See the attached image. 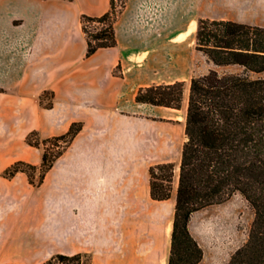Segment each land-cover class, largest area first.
<instances>
[{"label":"crops","instance_id":"0c3cea01","mask_svg":"<svg viewBox=\"0 0 264 264\" xmlns=\"http://www.w3.org/2000/svg\"><path fill=\"white\" fill-rule=\"evenodd\" d=\"M110 8V0H0V264H41L57 253L168 264L178 177L172 198L158 201L149 170L179 166L186 118L138 103L137 92L163 84L146 78L153 69L200 59L194 41L178 39L190 21L264 27V0H128L118 44L88 57L81 17ZM75 122L82 131L41 187L23 172L5 177L18 161L42 162L43 150L26 143L32 131L59 136Z\"/></svg>","mask_w":264,"mask_h":264},{"label":"trees","instance_id":"16d2710c","mask_svg":"<svg viewBox=\"0 0 264 264\" xmlns=\"http://www.w3.org/2000/svg\"><path fill=\"white\" fill-rule=\"evenodd\" d=\"M128 0H110L99 17L83 14L82 30L90 57L118 44L115 24ZM197 25V23H196ZM196 50L217 67L239 66L241 72L193 76L186 113V139L179 166L160 163L150 167L154 200L172 198L178 177L176 211L168 264H199L204 250L190 231L193 213L241 194L255 212L248 241L228 264H264V27L231 20H198ZM185 82L141 87L138 103L181 110ZM75 122L68 132L43 140L32 131L27 143L44 150L41 166L18 161L6 169L7 178L23 172L30 184L41 187L48 172L83 129ZM39 171V176L36 175ZM41 264H91L82 253H57Z\"/></svg>","mask_w":264,"mask_h":264},{"label":"rangeland","instance_id":"374dc122","mask_svg":"<svg viewBox=\"0 0 264 264\" xmlns=\"http://www.w3.org/2000/svg\"><path fill=\"white\" fill-rule=\"evenodd\" d=\"M117 2L118 6H120L121 0H117ZM182 28L183 30L188 29V32L181 35L178 39H185L187 44L194 41L195 46L198 21H190ZM211 69H217L220 73L242 71L239 66L217 67L201 54L200 59L190 67L168 68L163 69V72L159 69H153V72L149 73L146 78L163 84L175 80L178 81L179 79L184 81V103L177 116L186 118L191 78L207 74ZM51 101V95L46 93L43 96L42 103L46 107H50L52 105ZM47 138L50 137H42L39 134V136H34L32 139L33 141L40 140L42 142ZM183 138L186 139V134L184 133ZM43 147L41 148L42 150ZM37 166L40 167L41 163ZM38 176L39 171L36 178ZM254 218V210L241 194H235L223 203L214 204L193 213L189 226L190 231L204 250V258L199 264H228L235 252L248 241ZM139 226L140 223L138 221V228ZM85 255L90 263L93 264L91 255L87 253Z\"/></svg>","mask_w":264,"mask_h":264}]
</instances>
